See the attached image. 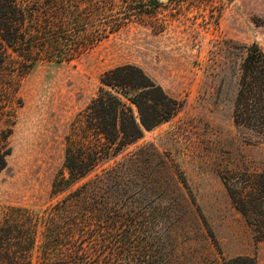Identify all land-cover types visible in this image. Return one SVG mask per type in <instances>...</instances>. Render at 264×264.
Wrapping results in <instances>:
<instances>
[{"label":"trees","instance_id":"obj_1","mask_svg":"<svg viewBox=\"0 0 264 264\" xmlns=\"http://www.w3.org/2000/svg\"><path fill=\"white\" fill-rule=\"evenodd\" d=\"M114 1L0 0V171L11 152L21 79L37 62L70 59L115 29L108 6ZM85 24L91 27L79 28ZM98 83L64 137L50 188L62 197L41 212L3 208L0 264L163 263L155 243L183 221L186 210L177 205L186 180L153 147L128 148L145 130L170 120L182 102L134 63L102 71ZM231 117L238 132L264 140V52L256 44L240 61ZM217 172L253 239L264 240V171L236 165ZM169 192L165 206L155 207L154 199ZM195 212L205 224L196 206ZM220 257L203 264H258L255 253Z\"/></svg>","mask_w":264,"mask_h":264},{"label":"rangeland","instance_id":"obj_2","mask_svg":"<svg viewBox=\"0 0 264 264\" xmlns=\"http://www.w3.org/2000/svg\"><path fill=\"white\" fill-rule=\"evenodd\" d=\"M108 6L115 29L70 59L37 62L21 79L11 152L0 171V215L12 205L41 212L62 197L50 188L71 121L95 94L102 71L134 63L182 102L170 120L128 148L153 147L186 180L177 205L186 210L183 221L155 243L156 258L203 264L255 253L264 264V240L253 239L217 172L236 165L264 171V140L238 132L231 117L246 48L256 44L264 52V0H115ZM167 194L154 199L155 207L165 206Z\"/></svg>","mask_w":264,"mask_h":264}]
</instances>
